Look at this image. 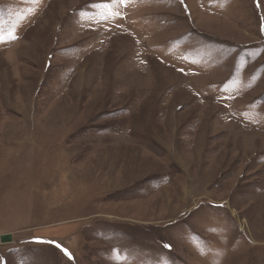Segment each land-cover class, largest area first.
Here are the masks:
<instances>
[{
	"label": "rangeland",
	"instance_id": "1",
	"mask_svg": "<svg viewBox=\"0 0 264 264\" xmlns=\"http://www.w3.org/2000/svg\"><path fill=\"white\" fill-rule=\"evenodd\" d=\"M0 264H264V0H0Z\"/></svg>",
	"mask_w": 264,
	"mask_h": 264
},
{
	"label": "snow or ice",
	"instance_id": "2",
	"mask_svg": "<svg viewBox=\"0 0 264 264\" xmlns=\"http://www.w3.org/2000/svg\"><path fill=\"white\" fill-rule=\"evenodd\" d=\"M119 2L121 3V4H124V3H126V0H119ZM13 38H15V37H13ZM166 247H170V246H167L166 245ZM65 254L66 255H68V253L66 252V250H65ZM113 254H114V258L119 262V261H121V260H127V257H122V254H121V252L119 251V250H113Z\"/></svg>",
	"mask_w": 264,
	"mask_h": 264
}]
</instances>
